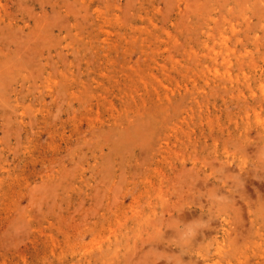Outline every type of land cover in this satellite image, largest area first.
I'll list each match as a JSON object with an SVG mask.
<instances>
[{
	"label": "rangeland",
	"instance_id": "374dc122",
	"mask_svg": "<svg viewBox=\"0 0 264 264\" xmlns=\"http://www.w3.org/2000/svg\"><path fill=\"white\" fill-rule=\"evenodd\" d=\"M0 264H264V0H0Z\"/></svg>",
	"mask_w": 264,
	"mask_h": 264
}]
</instances>
